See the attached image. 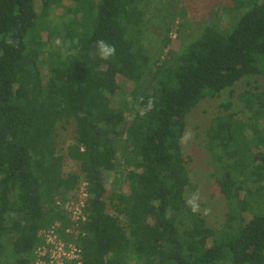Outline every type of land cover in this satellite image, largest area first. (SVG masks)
Returning <instances> with one entry per match:
<instances>
[{"label": "trees", "instance_id": "1", "mask_svg": "<svg viewBox=\"0 0 264 264\" xmlns=\"http://www.w3.org/2000/svg\"><path fill=\"white\" fill-rule=\"evenodd\" d=\"M62 1L61 27L42 22ZM226 1L246 9L231 31L207 24L183 50L153 61L141 0H0V264H30L38 232L68 226L54 198L81 175L89 197L75 242L84 264H264V199L258 212L250 191L237 200L230 177L249 171L245 180L264 181V92L241 94L243 109L216 116L206 131L229 205L222 229L208 228L184 199L187 116L264 76V0ZM98 40L115 56L94 58ZM141 98L154 101L144 117ZM67 120L76 134L67 156L80 175L63 176L57 154L56 127Z\"/></svg>", "mask_w": 264, "mask_h": 264}, {"label": "rangeland", "instance_id": "2", "mask_svg": "<svg viewBox=\"0 0 264 264\" xmlns=\"http://www.w3.org/2000/svg\"><path fill=\"white\" fill-rule=\"evenodd\" d=\"M226 0H141L143 11L144 45L151 60H164L169 51L180 52L188 44L199 37V33L207 24H214L220 31L229 32L236 25L241 13L246 9H227ZM66 3L49 12L42 22L56 24L58 27L65 22ZM59 45L58 40H51ZM245 92H264V76L249 77L241 80L230 89L222 91L215 98L203 99L186 118L185 133L187 140L180 143L182 156L189 174V185L185 188V201L193 194H198L200 210L197 214L211 230L219 231L226 223L229 205L221 194L215 168L206 146V131L218 115L240 112L244 104L240 95ZM226 105L229 108L226 109ZM115 104L112 102V107ZM264 136L261 134V137ZM75 125L72 120L59 122L56 127L55 141L57 154L62 157V175L79 174L78 162L67 156L68 148L75 141ZM118 141V140H117ZM256 160H258L256 158ZM259 162V161H256ZM249 171L230 172V177L240 186L237 200L243 201L250 191L251 207L256 212L261 208L264 199V181L261 184L245 180ZM117 176L113 179L116 180ZM82 175L77 186L82 183ZM109 182L112 179H107ZM236 182V183H237ZM259 186L261 189H258ZM76 188L72 191L75 192ZM256 190H259L256 192ZM71 192V193H72ZM67 197L66 195H61ZM250 210V209H249ZM251 217L250 211L243 213L244 219ZM121 220V219H120ZM124 220H121L123 223Z\"/></svg>", "mask_w": 264, "mask_h": 264}, {"label": "built area", "instance_id": "3", "mask_svg": "<svg viewBox=\"0 0 264 264\" xmlns=\"http://www.w3.org/2000/svg\"><path fill=\"white\" fill-rule=\"evenodd\" d=\"M87 187L85 180H82L75 192L63 194L68 195L65 198L61 195L54 198L55 206L69 224L63 231L60 224L54 223L38 232L39 244L33 251L30 264H84L82 250L75 241L79 236H84L79 226L86 220L85 208L89 197Z\"/></svg>", "mask_w": 264, "mask_h": 264}, {"label": "clouds", "instance_id": "4", "mask_svg": "<svg viewBox=\"0 0 264 264\" xmlns=\"http://www.w3.org/2000/svg\"><path fill=\"white\" fill-rule=\"evenodd\" d=\"M116 54L115 46L108 44L104 40H98L96 42V51L93 53L94 58L98 57L101 60H109ZM142 98L141 102L137 104V112L140 117H144L150 112L153 108L154 101L149 100L146 104H143ZM189 133H185L183 136H181V142L185 141L189 137ZM198 194H193L190 198H188L185 203L187 207L190 209V211L195 214L200 210V206L198 203Z\"/></svg>", "mask_w": 264, "mask_h": 264}]
</instances>
